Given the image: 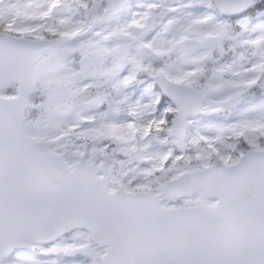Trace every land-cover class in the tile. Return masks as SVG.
I'll return each instance as SVG.
<instances>
[{"label":"snow or ice","instance_id":"obj_1","mask_svg":"<svg viewBox=\"0 0 264 264\" xmlns=\"http://www.w3.org/2000/svg\"><path fill=\"white\" fill-rule=\"evenodd\" d=\"M0 264H264V0H0Z\"/></svg>","mask_w":264,"mask_h":264}]
</instances>
